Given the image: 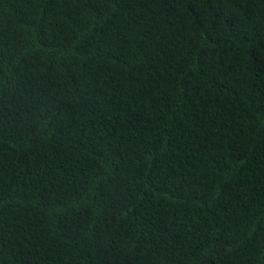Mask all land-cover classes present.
Listing matches in <instances>:
<instances>
[{
  "label": "trees",
  "instance_id": "1",
  "mask_svg": "<svg viewBox=\"0 0 264 264\" xmlns=\"http://www.w3.org/2000/svg\"><path fill=\"white\" fill-rule=\"evenodd\" d=\"M0 264H264V0H0Z\"/></svg>",
  "mask_w": 264,
  "mask_h": 264
},
{
  "label": "clouds",
  "instance_id": "2",
  "mask_svg": "<svg viewBox=\"0 0 264 264\" xmlns=\"http://www.w3.org/2000/svg\"><path fill=\"white\" fill-rule=\"evenodd\" d=\"M74 41L73 36L69 35ZM72 46V43L68 45L65 52ZM127 187L121 181L113 180L110 177H107L105 180L101 181L100 192L101 196L99 197V205L105 210L111 211L124 203L126 197Z\"/></svg>",
  "mask_w": 264,
  "mask_h": 264
}]
</instances>
